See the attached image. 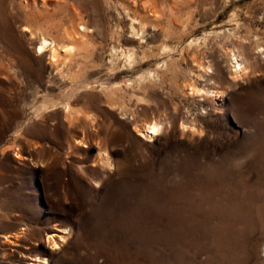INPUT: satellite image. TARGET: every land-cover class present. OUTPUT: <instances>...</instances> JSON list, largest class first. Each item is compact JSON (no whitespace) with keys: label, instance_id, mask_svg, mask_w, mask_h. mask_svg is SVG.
Returning <instances> with one entry per match:
<instances>
[{"label":"rangeland","instance_id":"374dc122","mask_svg":"<svg viewBox=\"0 0 264 264\" xmlns=\"http://www.w3.org/2000/svg\"><path fill=\"white\" fill-rule=\"evenodd\" d=\"M40 38L74 46L28 83L60 154L27 170L0 264H264V0H0L3 117Z\"/></svg>","mask_w":264,"mask_h":264},{"label":"crops","instance_id":"0c3cea01","mask_svg":"<svg viewBox=\"0 0 264 264\" xmlns=\"http://www.w3.org/2000/svg\"><path fill=\"white\" fill-rule=\"evenodd\" d=\"M32 30L33 35L37 37L35 29ZM36 44L32 40L21 43L27 61V76L19 89L8 91L10 97L22 98L18 115L3 117L4 113L0 108V217L9 216L8 225L0 227V237H7L10 233H23L21 230L25 229L27 170L49 169L60 154L58 141L52 135L58 121L48 117L58 107H38L40 93L28 85L31 77H34L35 83H40L47 75L53 73V66L34 51ZM2 50L4 52H0V57L4 61H10L9 52L5 53L7 49ZM35 103L38 104L34 106ZM11 192L16 195L13 202L6 196ZM9 210L12 212H5Z\"/></svg>","mask_w":264,"mask_h":264},{"label":"bare ground","instance_id":"6f19581e","mask_svg":"<svg viewBox=\"0 0 264 264\" xmlns=\"http://www.w3.org/2000/svg\"><path fill=\"white\" fill-rule=\"evenodd\" d=\"M83 26L80 25V29L83 30ZM85 30V28H84ZM22 31L23 32H28L27 34L30 36L33 35V31L30 30L29 28H26V27H23L22 28ZM35 34V33H34ZM40 43L38 44V47H36V53H38L39 55L41 53H45V51L47 52L48 56H49V59L51 62L55 61L57 58V56L62 52H71V50H74V46H72L71 44H52L51 42H49L48 40L46 39H43V38H40ZM48 46V47H47ZM47 47V48H46ZM73 52V51H72ZM66 54V53H65ZM69 54V53H68ZM235 57V55H233ZM240 55L236 56L235 57V60H236V63H235V74H240L242 71L244 72V70H247L245 69V63L246 61H244V59L242 57H239ZM59 57V56H58ZM232 57V58H234ZM58 61V60H57ZM54 63V62H53ZM248 65V64H246ZM249 66V65H248ZM244 69V70H243ZM242 74V73H241ZM240 74V75H241ZM192 92L193 93H199L200 90H194L192 89ZM160 130V124L159 122H151V123H147V124H144L141 128H140V132L139 133V136L144 138V139H147L150 141V139L156 134L157 135V132ZM160 133V132H159ZM158 133V134H159ZM79 140H77L78 142ZM83 147H86L84 142H81L80 143ZM18 156V155H17ZM99 160L101 161V163L103 164H108V157L106 155V153L102 152L100 155H99ZM110 164V163H109ZM108 167V166H107ZM65 232V230H64ZM60 239H62V236L60 237ZM46 243L48 244V246L50 247V249H54L55 247H57V244L58 242L55 241V239H53L52 235H48L47 237V240H46ZM38 261L40 259H37ZM38 261H35L33 262L32 264H46V259L43 258V260L41 259L42 262L38 263Z\"/></svg>","mask_w":264,"mask_h":264}]
</instances>
